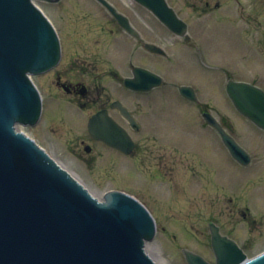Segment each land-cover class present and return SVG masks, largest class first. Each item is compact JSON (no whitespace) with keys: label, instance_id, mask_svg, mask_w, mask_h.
<instances>
[{"label":"water","instance_id":"obj_1","mask_svg":"<svg viewBox=\"0 0 264 264\" xmlns=\"http://www.w3.org/2000/svg\"><path fill=\"white\" fill-rule=\"evenodd\" d=\"M136 1L173 32L187 34L186 22L167 0ZM116 16L133 32L121 14ZM60 58L55 26L35 0H0V264H157L146 251L157 223L141 200L108 190L99 201L19 129L35 125L42 116V97L32 76L53 68ZM135 73L126 83L136 90L161 81L141 68ZM181 91L195 99L192 88L182 86ZM227 93L242 114L264 127L262 88L231 79ZM206 118L234 156L247 157L211 115ZM211 232L215 264H264V251L249 258L214 223ZM183 251L188 264H212L190 249Z\"/></svg>","mask_w":264,"mask_h":264},{"label":"flooded vegetation","instance_id":"obj_2","mask_svg":"<svg viewBox=\"0 0 264 264\" xmlns=\"http://www.w3.org/2000/svg\"><path fill=\"white\" fill-rule=\"evenodd\" d=\"M62 1L45 3L58 5ZM85 1H89L91 7L95 8L71 9L72 14L67 13V9H62L61 12L66 13H61L53 20L61 42L60 61L50 70L33 75L43 99V117L46 112H50L49 121L60 128H68L69 123L81 126L80 131L73 132L72 151H78L77 156L83 158L91 168L97 158L108 154L111 170L130 166L147 177L151 175L153 181L159 180L168 189L179 187L181 182H196L200 189L206 190L217 187L226 191L229 197L224 196V199L232 204L245 223H256L257 219L248 214L246 208L252 209V203L249 202L251 199L257 207L262 198L264 184L261 172L264 170V160L258 158L257 153L264 151V137L262 142L255 137L250 148L242 143L248 152L249 161L242 163L237 160L230 153L219 130L206 118L211 114L227 133L241 143L240 133L230 117L222 111H215L211 101L202 103L199 89L193 85L183 84L193 87L196 98H185L181 91L182 85H176L162 71L175 60L179 64L186 61L195 63L198 56L202 57L200 43L194 30H191L190 18L183 16L181 10L177 9L189 23L188 33L193 39L187 42L185 38L169 31L149 9L135 0H107L126 18L124 21L134 32H130L99 0ZM169 2L176 6L175 0ZM186 3L188 7L196 5L190 0ZM90 18L92 21H89ZM64 22H68V26H73L78 33L83 23H89L92 35L83 31L80 34L81 39L72 37L66 40ZM70 34L72 35L71 32ZM164 39H169L170 44L174 45L167 47ZM112 45L123 52L121 59L108 53ZM177 56L181 59L177 60ZM148 60L150 63L147 64ZM137 68L154 73L161 81L146 90L129 87L126 80L136 77ZM231 78L233 77H229ZM168 85L169 88H166ZM171 85L175 86L174 90L176 89L180 98L198 111L201 118L195 127L200 128L204 149L197 152L185 151L192 155L174 152V148L164 145L161 140L165 139L160 134L164 125L155 119V115L160 116V100L165 96L166 89L173 91ZM224 92L226 93V89ZM47 101L51 108H46ZM234 110L237 112L235 108ZM93 118L96 134L90 128ZM242 118L252 126L256 134L259 132L264 135L263 129L244 116ZM118 128L123 132L121 136ZM167 132L170 134V131ZM215 146L218 147V152H215ZM174 147L179 149L175 145ZM118 178H121L119 172L116 179ZM243 181L246 185L241 184ZM112 189L128 191L121 187ZM242 199L249 201L244 205ZM261 209L263 212L256 213L264 217V206ZM212 223L220 227L222 234L235 239L245 252L248 250L246 245L240 243L231 233H226L222 225L214 219L208 222L207 233L210 240L209 228Z\"/></svg>","mask_w":264,"mask_h":264},{"label":"rangeland","instance_id":"obj_3","mask_svg":"<svg viewBox=\"0 0 264 264\" xmlns=\"http://www.w3.org/2000/svg\"><path fill=\"white\" fill-rule=\"evenodd\" d=\"M190 2H195L199 9L187 7L185 0H175L182 15L190 18L191 30H194L201 45L203 58L198 56L195 63L186 61L182 64L175 60L173 64H167L162 71L168 79L174 80L176 85L190 84L197 87L200 101L202 103L211 101L215 111L226 113L239 131L241 143L250 148L255 137L260 138L259 141L262 142L264 135L259 132L256 134L252 126L234 110L224 90L231 75L235 79L255 82L258 86L264 87V0H190ZM37 4L46 10L52 20L61 13L72 14L71 9L91 7L90 2L85 0H63L58 5H47L39 0ZM62 9L67 11L61 12ZM89 21H92V18ZM64 24L66 40L72 37L81 39L80 34L83 31L87 35H92L89 23H83L79 33L73 26H68V22ZM164 41L167 47L174 45L170 44L169 39ZM170 50L175 52L172 48ZM108 53L118 59L124 55L114 45ZM179 59L181 58L177 56V60ZM174 87L171 85L173 91L166 89L165 96L160 100L161 114L155 115V119L164 125L160 133L165 138L161 139L164 145L174 148V152L192 155L185 151L197 152L204 149L200 128L195 127L201 118L198 111L180 98ZM166 88H169V85ZM46 106L51 108L48 101ZM155 107L157 109V106ZM74 114L77 115V112ZM49 120L50 112H46L37 126H19V129L35 138L37 143L45 147L55 159L67 164L69 170L79 174L89 189L96 192V196H101L114 187H121L143 200L158 223L156 237L148 245L158 248L166 264H187L183 248L194 250L214 263V254L207 233L210 219L216 220L226 233H231L240 243L246 245L249 256L264 251V217L256 213L264 206V190L261 192L262 198L257 207L254 206L252 199L246 200L252 203L250 210L253 211L252 217L256 218L257 222L245 223L242 216L233 209L232 204L224 199V196L229 197L226 191L217 187L206 190L200 189L196 182L190 184L181 182L179 187L168 189L161 185L159 180L153 181L151 175L147 177L130 166L111 170L108 154L97 158L94 166L88 168V165L77 157L78 151H72L73 132L80 131L81 126L69 123L68 128L64 126L60 128ZM167 131H170V134ZM215 152H218L217 146ZM257 157L263 161L264 151L257 153ZM118 172L121 178L116 179ZM261 175L264 184V170ZM126 179L128 181H125Z\"/></svg>","mask_w":264,"mask_h":264},{"label":"bare ground","instance_id":"obj_4","mask_svg":"<svg viewBox=\"0 0 264 264\" xmlns=\"http://www.w3.org/2000/svg\"><path fill=\"white\" fill-rule=\"evenodd\" d=\"M56 66V65H55ZM225 142V141H224ZM237 146L239 147V148H241V149H244V148H246L242 143H237ZM78 157V156H77ZM54 158V157H53ZM82 162H84L85 164H86V161L83 159V158H80V157H78ZM55 159V158H54ZM57 160V159H56ZM57 162L61 165V166H63L64 168H66L70 173H71V175H73L79 182H81L85 187H87L88 189H89V187L87 186V184H85V182H84V180L82 179V177L79 175V174H77V173H75L74 171H71V170H69V168H68V166H67V164H65V163H63V162H61V161H59V160H57ZM87 165V164H86ZM88 168H90L91 169V167H89V164H88ZM242 185H246V182H242L241 183ZM117 190H119V189H117ZM89 191L94 195V196H96L95 194H96V192H94V191H92L91 189H89ZM121 191H124V192H126L125 190H121ZM106 192V191H105ZM104 192V193H105ZM104 193H102V195L101 196H96L98 199H99V201H104L105 200V198H104ZM136 198H138L137 196H136ZM139 199V198H138ZM140 200V199H139ZM246 199H242V203L244 204V205H246ZM246 212L248 213V214H250V215H254V213H253V211H251L250 209H248V208H246ZM157 232H158V230L156 231V234H157ZM149 242H151V241H148L147 243H146V251L149 253V255L155 260V262L157 263V264H166L165 263V261H164V259L162 258V256H161V254L158 252V248L157 247H155V246H150V245H148V243ZM210 247H211V249H212V252L214 253V250H213V246H212V235H211V240H210ZM257 255V254H256ZM247 256L249 257V258H252V257H254V256H249L248 254H247ZM216 261V260H215ZM215 261H214V263L212 262V264H215Z\"/></svg>","mask_w":264,"mask_h":264}]
</instances>
